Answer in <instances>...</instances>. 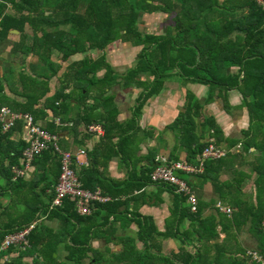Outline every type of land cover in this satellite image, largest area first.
I'll return each instance as SVG.
<instances>
[{"label": "trees", "instance_id": "obj_1", "mask_svg": "<svg viewBox=\"0 0 264 264\" xmlns=\"http://www.w3.org/2000/svg\"><path fill=\"white\" fill-rule=\"evenodd\" d=\"M155 12L172 16V23L166 25L162 35L143 34L140 19ZM14 29L22 34L16 52L33 54L46 62L48 79L66 68L58 77L60 88L46 101L54 120L60 118L67 123L63 115L75 98L82 106L71 130L76 139L82 125L102 124L105 134L88 152L89 166L81 169L79 180L87 190L101 189L110 200L91 204L88 215L80 214L76 200L69 198L52 207L61 173L60 158L53 148L36 157L30 180H14V170L22 165L28 144L14 143L12 131L4 134L0 120V175L6 181L0 190L9 194L7 205L0 192V264H249L238 240L244 228L264 258L263 4L257 0H0V40L8 39ZM118 43L141 49L136 64L125 74L116 73L107 60V51ZM176 79L183 85L207 86L209 91L202 100L187 90L185 103L171 127L176 146L168 160L179 162L184 154L189 165L199 168L213 139L217 147L226 144L231 150L240 144L242 148L238 155L207 161L204 173L179 175L193 188L196 184L189 176L211 182L218 198L232 207L231 216L218 212L206 217L207 204L202 202L194 213L187 197L167 184L154 183L174 194L173 238L182 246L177 254L164 256L158 238L169 239L171 235L158 233L151 218L129 209L137 199L133 193L152 183L151 174L157 167L155 153L149 152L143 159L146 164L138 173L142 177L124 185L105 179L99 167L103 166L101 159L108 162L117 158L133 167L142 163L134 156L139 152L143 108L164 91L168 81ZM117 86L142 89L132 116L125 121L119 119L114 92ZM0 89L2 92V81ZM69 89L71 92L66 93ZM233 90L241 95V108H247L249 115V129L242 132V142L226 139L217 118L205 114L206 106L217 97L224 99L226 110L231 108L228 93ZM2 102L6 105L3 95ZM35 103H30L25 112L37 119ZM54 120L48 122V132L58 135ZM58 158L56 166L53 163ZM228 166L233 177L222 181ZM237 166H249L255 175V196L242 192L251 176L235 171ZM45 217L58 220L60 227L54 230L45 225ZM187 221L191 222L189 230L180 231ZM119 224H136V239L118 235ZM31 225L34 228L24 250L14 247L2 251L7 237ZM220 234H225L222 243ZM95 242L101 243L100 247L95 248ZM137 243L144 248L140 250Z\"/></svg>", "mask_w": 264, "mask_h": 264}, {"label": "crops", "instance_id": "obj_2", "mask_svg": "<svg viewBox=\"0 0 264 264\" xmlns=\"http://www.w3.org/2000/svg\"><path fill=\"white\" fill-rule=\"evenodd\" d=\"M21 41L22 34L20 31L15 29L11 31L8 39L0 40V80L3 84V101L6 106L10 107L17 113H27L25 112L26 108L30 103L36 101L34 110L37 119L35 120L40 126L43 127L44 130L47 129L46 131H48V122L54 120V115L47 108L46 101L48 100V98L52 97L60 88L58 77H61L66 68L64 67L57 77H51L48 79V76L50 74L48 71V64H46V62L40 60L33 54L26 55L23 52H16L15 48L21 43ZM134 50L135 52L137 51L136 49ZM139 53L136 52L135 59ZM55 57L56 56L54 55L53 58ZM94 57H97V55H95ZM108 62L117 73V67L113 64V61L111 62L110 60H108ZM129 69H131V67ZM236 70L237 68L233 69V71ZM116 88L119 87H114V92ZM119 90L120 93H116V104L120 110L119 119L121 121H125L132 116L131 111L133 108H128L126 112L125 103L128 95H130V93L128 92L130 90L133 91L134 97L136 99V97L140 95L139 93L142 92V89L134 87L128 90L119 88ZM187 90L195 92L200 99L205 100L208 96L209 87L193 83L183 85L180 79L168 81L166 83L164 91H162L159 95L153 96L151 99H149L142 111V116L139 121L142 133L137 139V141L140 142L139 152L134 156V159L140 158L142 163H136L133 167V165L130 164L129 166L128 164L120 161V159L117 158L108 162L104 159H101L103 166L99 167V173L105 176V179H111L116 183H121V185H124L125 183H131L132 180H136L137 178L142 177L139 176L138 173L146 164L143 159H145L149 155V152L153 151L156 158L162 157L169 159L172 156V152L174 151V147L176 146V134L171 131V127L173 126L180 110L185 103ZM70 92L71 89L66 91V93ZM228 100L231 106V108H229L228 110L225 109L224 99H222V97H217L216 102L206 106L205 114L208 116H215L217 118L220 126L223 129L226 139H240L242 138V132L249 129L248 110L247 108H241L242 97L237 91H230L228 93ZM69 105L71 106L70 110H67L65 115H63V117L67 119V123H63L61 121L62 125H58L56 121L60 118H56L53 124L56 127H59V133L57 135L59 138V147L63 151L71 152L75 155L74 167L79 177V172L81 171V169L89 166L88 152H91L94 149V147L97 145L100 139L103 138L104 135L99 137L94 134H89L88 127L86 124H84L80 129V136L76 139L75 136H73V134L71 133V130L73 129L75 119H77L80 115L82 106L75 98L69 101ZM11 140L17 144L27 143L28 133L25 130V126L22 121L19 122L15 129L12 131ZM210 142L211 145H215L214 139ZM219 148L226 151V156L223 159H226L228 155H238L241 152V145L238 146V148L236 146L231 150L227 148L226 144H223ZM252 151L254 152V150ZM81 152H85L86 154L82 155ZM178 154L179 153H176V155ZM179 162L188 164L186 155L182 154L180 156ZM58 163L59 158L54 161L53 164L57 166ZM133 168L134 172L130 173ZM228 168V172H225V174L222 175V181H226L233 177L229 166ZM233 169L235 171H241L244 173L246 172L251 176V178L244 182V185L242 186V192L247 194L249 197L255 196V175L251 174L250 167L237 166ZM34 171L35 168L33 166L32 172L29 173V175L26 176L25 179L30 180L34 174ZM178 175H180V173ZM189 177L190 179H192L193 183L196 184V188H193V186L189 183L192 186L193 191L199 198V202L204 203V205L207 204V206L204 207V214L206 217L211 216L212 214H218V212L227 216L232 215V212L231 214H226L221 208L218 207V203L221 202L223 206L229 207L233 211L230 205L224 203L221 199L218 198V195L216 194L214 186L211 182L204 183L203 181L201 182L196 180L194 176ZM140 181L143 182V180ZM5 182V179L0 175V186L5 185ZM118 188L121 189L123 187ZM111 191H113V189H111ZM0 192H2L3 194L1 199L8 205L9 194L3 193L2 190H0ZM133 194L129 195V197L133 195L137 196V199L136 202L133 203L132 206H130V211L151 218V222H153L158 233L171 235V238L169 239H165L162 237L158 238V242L161 244L162 255L169 256L171 254H177L179 252V248H181L182 246H180L178 240L173 238V235H175L176 233L175 230H173L175 226L173 224L172 216V210L174 209L173 192L166 187H162L161 185H156L154 183H145V186H143L139 190H136ZM125 198L126 196H122V199ZM109 200L110 198H108V201ZM214 201L216 203H213V205L212 202ZM188 204L191 207L189 199ZM128 216L132 217L131 215ZM112 219L113 218H111V220ZM42 220L45 222V225L54 230L60 227L58 220H47L46 217L42 218ZM190 226L191 222L187 221L185 225L180 227V231L185 232L186 230H189ZM116 229L118 230V235L130 237L133 239H136L137 233L139 231V228L136 224H132L130 226H127L126 224L121 226L119 224L117 225ZM220 230L221 228H218V232H220ZM224 240L225 234H220V243H222ZM238 240L241 244V247L246 250L245 257L248 259V263L251 264L252 262H254L256 264H261L254 261L251 257L248 256V253L259 252H257L255 248H251V245L255 246L256 243L247 231V228H244L241 233L238 234ZM100 244L101 243L99 242H95L93 246L95 248H98L100 247ZM137 246L140 250L144 248L143 244L141 243H137ZM113 248L115 250H118L119 247L114 246Z\"/></svg>", "mask_w": 264, "mask_h": 264}, {"label": "built area", "instance_id": "obj_3", "mask_svg": "<svg viewBox=\"0 0 264 264\" xmlns=\"http://www.w3.org/2000/svg\"><path fill=\"white\" fill-rule=\"evenodd\" d=\"M261 4L264 5V3ZM0 120L4 133L13 131L17 124L21 121L23 122L25 130L28 133V146L23 151L22 165L16 167L14 170V180L28 176L29 173L32 172L36 157L50 148H53L55 153L60 158L61 173L55 188V198L52 202V207L60 206L64 199L69 198L76 200L77 209L80 214L88 215L91 213V204L95 202L104 203L108 201V198L103 196L101 190L97 189L95 191H91L83 187V184L79 180L74 167L75 155L71 152H65L59 147V138L57 135L44 130L43 127L35 121L31 114L17 113L10 107L3 104L1 89ZM56 122L58 125H62L60 119H58ZM88 133L101 137L104 135L103 126L97 123L90 124L88 125ZM81 154L85 155L86 153L81 152ZM225 156V150L215 145H211L205 150L201 158V166L199 168L183 162H170L167 158H156L155 162L157 167L154 171H152L151 181L152 183L167 184L173 187L176 193L184 195L189 199L192 210L196 213L199 210V198L193 191V188L189 182L180 178L178 174L186 173L193 175L203 173L205 163L207 161L221 160ZM218 207L221 208L226 214H231L232 212L231 208L223 206L221 202L218 203ZM33 228L34 225H31L28 228L7 237L3 244L2 251H9L14 247H20L24 250L28 246L27 237ZM248 256L254 261L264 264V259L259 254L248 253Z\"/></svg>", "mask_w": 264, "mask_h": 264}, {"label": "rangeland", "instance_id": "obj_4", "mask_svg": "<svg viewBox=\"0 0 264 264\" xmlns=\"http://www.w3.org/2000/svg\"><path fill=\"white\" fill-rule=\"evenodd\" d=\"M259 3H264V0H259ZM171 19H172V16L166 15L161 12H155L153 14H144L139 21V28L143 32V34L162 35L164 34V29L166 25L172 23ZM134 49L137 50L136 51L137 53L140 52L139 48H133L129 44L124 45V44L118 43L116 46H113V48L111 47L107 51L108 53L107 60H110L111 62L113 61V64L116 65L117 67L116 68L117 73L125 74L130 67L132 68L136 64L137 57L135 59L136 52ZM119 91H120L119 88L115 89V93L119 94L120 93ZM128 93H130V95H128L126 103H125L126 112L128 108L134 107L136 105V100L138 98L137 96L135 99L133 91L130 90ZM243 139L244 137L240 139L237 138L235 140L237 141L240 140L242 142ZM210 146L211 144L209 145V147ZM238 146H240V144L237 145V148ZM228 216H231V215H228ZM251 248H255V246L251 245Z\"/></svg>", "mask_w": 264, "mask_h": 264}]
</instances>
